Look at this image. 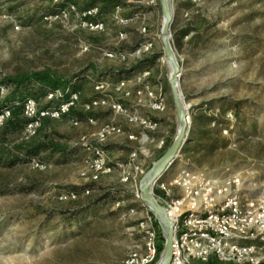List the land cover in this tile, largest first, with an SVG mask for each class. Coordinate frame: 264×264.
<instances>
[{"label":"rangeland","instance_id":"1","mask_svg":"<svg viewBox=\"0 0 264 264\" xmlns=\"http://www.w3.org/2000/svg\"><path fill=\"white\" fill-rule=\"evenodd\" d=\"M160 1L0 0V80L32 79L18 102L32 99L40 109L51 102L44 84L70 82L78 87L82 104L108 99L158 124L155 132L133 129L110 107L98 108L91 113L95 124H81L85 120L74 126L69 117L46 121L29 137L22 110L13 108L0 125V147L16 159L14 165H0V264H120L143 249L140 224L149 218L158 245L165 247L157 221L138 198L135 183L122 182L120 167L145 173L179 131L171 68L161 45ZM170 3L171 40L190 130L169 172L231 173L241 179V195L264 206V0ZM59 4L65 7L57 9ZM71 4L78 11L98 7L104 30L84 28L74 13L62 16ZM143 45L152 47L138 53ZM145 72L149 75L142 77ZM123 80L133 81L126 89L129 96L115 89ZM145 87L163 96L164 112H151L147 96L139 103L136 93ZM12 89L1 86V97ZM126 122L135 139L125 134L103 146L113 173L93 184L82 179V138L92 142L102 127ZM42 143L61 151L48 147L30 154ZM33 161L50 167L36 168ZM141 178L139 173L138 188ZM88 187L90 194L84 195ZM72 191L78 192L77 200L62 198ZM259 260L264 264V252ZM194 264L226 263L212 257Z\"/></svg>","mask_w":264,"mask_h":264},{"label":"built area","instance_id":"2","mask_svg":"<svg viewBox=\"0 0 264 264\" xmlns=\"http://www.w3.org/2000/svg\"><path fill=\"white\" fill-rule=\"evenodd\" d=\"M71 13L76 15L84 28L95 31L104 30V24L98 19V7L78 11L76 6L71 4L60 14L67 17V14ZM56 16L59 17V15ZM120 37L123 38L125 35L122 33ZM150 47L152 46L143 45L138 53L148 51ZM109 56L114 57L112 53ZM148 75L149 72H145L142 77ZM132 83V80H123L116 89L125 93V96H129L130 93L126 89ZM103 88L101 85L96 89ZM60 94V90H57L49 94L48 99L51 102L57 100ZM143 95L148 97V108L151 112L165 111V100L161 94H155L149 87L142 88L136 93L140 104L143 102ZM81 99V93L74 92L69 95L67 101L58 105H51L50 102V105L40 109L35 100L25 99L22 117L27 120L26 133L29 137L35 136L43 122L70 117L80 104L89 125L96 122L91 115L95 109L110 107L115 114L124 116L133 127L144 128L149 132L158 130L157 122L129 113L120 103L98 99L82 104ZM11 111L12 109L8 108L0 114V125L8 120ZM79 123L78 119L72 121L74 126ZM125 134L121 127L108 124L98 130L92 142L85 137L82 138L83 158L80 163L82 179L93 184L113 173L115 168L106 163L103 146L111 138L125 136ZM128 138L133 140L135 136L129 135ZM159 144L163 145L164 141L161 140ZM135 156L133 154L132 158ZM32 164L41 169L50 167L38 161H33ZM120 167L123 169L122 182L135 183L136 194L138 198H141L137 186L138 175L140 173L143 176L144 171H139L138 167L133 171L130 167ZM240 187V177L231 173L207 176L197 171L182 169L176 173L168 171L160 177L153 186V196L166 209L175 229L169 264H194L196 261L207 263L212 257L226 264L260 263V255L264 252V206H259L256 200L246 194L241 195ZM89 194V189L84 190V195ZM77 197L78 194L69 193L62 198L77 200ZM140 226L145 233L143 249L130 253L120 264H158L162 253L159 252L158 236L152 227V218L142 222Z\"/></svg>","mask_w":264,"mask_h":264},{"label":"water","instance_id":"3","mask_svg":"<svg viewBox=\"0 0 264 264\" xmlns=\"http://www.w3.org/2000/svg\"><path fill=\"white\" fill-rule=\"evenodd\" d=\"M161 9L164 16L162 25V46L164 56L173 62V72L170 76V88L173 95V102L177 112L179 131L172 146L155 162V164L146 171L140 179V196L142 202L146 205L149 212L157 221L159 228L162 230L165 237L164 249L162 255L157 262L158 264H169L172 257V242L174 238V223L170 218L166 209L160 205L155 196H153V186L162 175L169 171L175 163L176 158L184 147V144L189 135L190 117L188 109L184 106V101L179 90L180 66L176 62L173 45L170 44L171 24L173 14L171 12L170 0H161Z\"/></svg>","mask_w":264,"mask_h":264},{"label":"trees","instance_id":"4","mask_svg":"<svg viewBox=\"0 0 264 264\" xmlns=\"http://www.w3.org/2000/svg\"><path fill=\"white\" fill-rule=\"evenodd\" d=\"M64 7H65L64 4L57 5V9L59 8L60 10H61V8H64ZM34 80H36V79H34ZM31 81H32V79L28 76L16 77V78L7 77V78H3L0 80V89H1V86H5V87L13 86L12 91L9 94H7L6 97L2 98L1 97V91H0V114L8 108H10V109L16 108V109H20V110L23 109L24 102H21V101L18 102L19 101L18 99H20V97H19L20 91H21V89L24 90V88H26V86H28V84ZM44 90H50L51 93H54L57 90H60V93H61L60 96L57 98V100L52 101L51 105H58L61 102L67 101L70 94H72L74 92H79L78 87L75 85L72 86L70 82L62 83V82H58V81L54 84H51V85L44 84ZM24 121H25V123H27L26 119ZM194 125L198 126V124L196 122H194ZM199 134L203 135V132H200ZM48 147H52V149H54L56 151H61V149L58 148L56 145L49 146L45 143H42V146L34 147L31 150L30 154L38 155L42 149L48 150ZM2 163L8 164V166L14 165L16 163V159H15L14 155H10L9 153H7V151H4V149L0 147V165ZM43 163H45V162H43ZM43 163H41V164H43ZM86 189L90 190L89 187ZM69 193L78 194V192H75V191L68 192L66 194H69ZM163 248H164L163 246H160V249H159L160 253H162Z\"/></svg>","mask_w":264,"mask_h":264},{"label":"crops","instance_id":"5","mask_svg":"<svg viewBox=\"0 0 264 264\" xmlns=\"http://www.w3.org/2000/svg\"><path fill=\"white\" fill-rule=\"evenodd\" d=\"M115 86V89H116V85H114ZM130 86V85H129ZM128 86V87H129ZM127 87V88H128ZM116 91H117V89H116ZM116 95V94H115ZM78 108H76L71 114H70V120H71V122L73 121V120H75V119H78L79 121H85V115L83 114V111H82V108H80L79 110H77ZM81 124H85V125H88L87 123H86V121L85 122H82ZM110 124H114V125H117V126H119V127H121L122 128V130H124L125 132H126V134L129 136V135H134L135 137H136V135H135V133L134 132H130V131H128V130H126L127 128L130 130V126L127 124V122H126V126H121V125H119V124H117V123H110ZM136 127H133V129H135ZM136 129H140V128H136ZM136 131V130H135ZM112 139V138H111Z\"/></svg>","mask_w":264,"mask_h":264},{"label":"bare ground","instance_id":"6","mask_svg":"<svg viewBox=\"0 0 264 264\" xmlns=\"http://www.w3.org/2000/svg\"><path fill=\"white\" fill-rule=\"evenodd\" d=\"M163 23H164V18H163ZM163 23H162V25H163ZM170 44L172 45V40H171V38H170ZM161 45H162V33H161ZM173 48H174V47H173ZM165 58H166V57H165ZM175 58H176V55H175ZM166 60L169 62V66H170V68H171V74H172L174 64H173V62H171V61L168 60L167 58H166ZM176 62H177V61H176Z\"/></svg>","mask_w":264,"mask_h":264}]
</instances>
